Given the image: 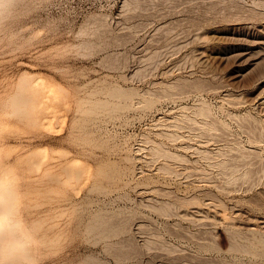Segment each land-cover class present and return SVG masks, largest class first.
I'll return each instance as SVG.
<instances>
[{
    "label": "rangeland",
    "instance_id": "rangeland-1",
    "mask_svg": "<svg viewBox=\"0 0 264 264\" xmlns=\"http://www.w3.org/2000/svg\"><path fill=\"white\" fill-rule=\"evenodd\" d=\"M262 15L264 0H0V179L14 193V220L31 248L30 261L9 248L0 263L258 264L244 254L243 237L228 254L214 211L205 209L208 218L195 205L184 207L196 193L175 159L151 154L147 144L135 166L125 161L140 144L135 137L157 130L155 120L175 104L142 119L124 113L127 123L102 116L97 125L84 123L78 110L83 97L109 83L161 93V84L193 62L198 33L261 23ZM170 68L176 75L164 76ZM224 75L213 82L221 85ZM107 128L115 137L110 146L100 141ZM113 142L124 144L110 151ZM109 161L125 170L112 184L101 171ZM61 165L72 168L70 178L60 175ZM102 218L117 234L90 230ZM205 241L223 245L222 252L206 250Z\"/></svg>",
    "mask_w": 264,
    "mask_h": 264
},
{
    "label": "bare ground",
    "instance_id": "bare-ground-1",
    "mask_svg": "<svg viewBox=\"0 0 264 264\" xmlns=\"http://www.w3.org/2000/svg\"><path fill=\"white\" fill-rule=\"evenodd\" d=\"M197 35V44L195 43L196 47L191 54L193 62L190 66L181 64L185 67H180L176 76L173 74L174 66L164 72V76L173 74L175 77L174 81L159 86L161 93L151 89H126L109 83L83 97L78 112L80 117L84 114L81 120L88 124H101L102 116L110 117L111 121L122 119L127 123L130 117L123 116L124 113L136 111L139 113L138 119H142L149 112L159 111V105L163 110L164 104H175L172 110L165 111V116L155 120L157 130L135 137L136 142L140 144L130 150L131 155L129 153L125 161L135 166L137 156L142 155L146 148L144 145L147 144L152 145L151 154L175 159L180 168L177 170L179 176L182 180L193 178L191 181L196 193L194 197L184 201L180 198L184 207L195 205L201 211H214L211 214H214L212 219L217 227L222 228V239L227 241L229 246L226 249L228 254L239 250L236 245L237 238H245V253L241 249L240 251L256 261L255 263L264 264V216L257 214L258 211L264 213V104L260 103L264 98V21H236L220 26L217 24ZM180 63L182 61L178 64ZM197 67H201L200 70H197ZM221 73L225 74L222 86L213 82L221 78ZM204 81L213 82L219 87L212 83L206 87ZM213 100L218 101L217 104L214 105ZM254 107L257 111H253ZM105 133L100 138L102 140H99L102 145L110 146V142L115 140L114 134L108 128ZM131 137L133 136H125L124 143H128ZM124 143L113 142L110 151L119 150ZM139 159L141 160L140 157ZM76 163L74 161V164ZM59 167L60 175L64 172L68 174L67 178H70L72 168L70 171L63 165ZM105 167L101 171L110 184L125 173L124 168L110 161ZM125 168L132 169L129 166ZM133 169L135 170L134 167ZM77 172L74 174L77 175ZM54 178L56 180V177ZM202 182L205 186L200 185ZM99 186L94 185V189ZM0 189L4 191H0L1 256L10 248L13 250L12 256L16 259L30 261V235L20 232V223L14 220L15 214L11 210L14 193L9 189L5 178L0 179ZM207 211L206 215L209 214ZM103 220L96 221L90 226V230L101 235L104 233L106 236L117 234L118 227L115 230L112 227L114 225L111 226L110 222ZM205 242L203 248L206 250L222 252L223 245Z\"/></svg>",
    "mask_w": 264,
    "mask_h": 264
}]
</instances>
